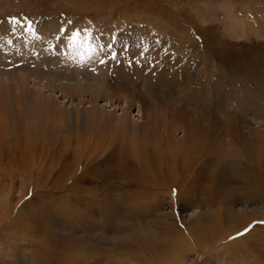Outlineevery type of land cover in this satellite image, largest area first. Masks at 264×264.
Segmentation results:
<instances>
[{
	"label": "rangeland",
	"instance_id": "obj_1",
	"mask_svg": "<svg viewBox=\"0 0 264 264\" xmlns=\"http://www.w3.org/2000/svg\"><path fill=\"white\" fill-rule=\"evenodd\" d=\"M263 26L264 0H0V264H264Z\"/></svg>",
	"mask_w": 264,
	"mask_h": 264
},
{
	"label": "snow or ice",
	"instance_id": "obj_2",
	"mask_svg": "<svg viewBox=\"0 0 264 264\" xmlns=\"http://www.w3.org/2000/svg\"><path fill=\"white\" fill-rule=\"evenodd\" d=\"M18 22V21H16ZM27 29L29 31H31V25H30V22L29 24L27 25ZM88 37L87 35H84L82 36L81 33L79 31H75L72 33L71 36L68 37V43L71 47H77V46H80V47H83L85 42L87 41ZM176 195V191L173 190V196ZM248 229H245V232H247ZM238 235H243V233H239Z\"/></svg>",
	"mask_w": 264,
	"mask_h": 264
},
{
	"label": "bare ground",
	"instance_id": "obj_3",
	"mask_svg": "<svg viewBox=\"0 0 264 264\" xmlns=\"http://www.w3.org/2000/svg\"><path fill=\"white\" fill-rule=\"evenodd\" d=\"M242 29H244V28H242ZM262 31H263V33H264V26L262 27V30L258 31L257 33H261ZM3 87L7 88V86H3ZM5 88H4V91H5ZM43 88H44V87H43ZM5 92H6V91H5ZM5 94H6V93H5ZM1 102H3V101H1ZM2 125H3V126H2ZM0 126H2L1 129L4 128V129L6 130V129L8 128L7 119H2V121H0ZM198 129H199V128H198ZM198 129H197V130H198ZM199 130H200V129H199ZM192 131H194V130H192ZM196 132H198V131H195V133H196ZM199 133H200V132H199ZM196 135H197V134H196ZM197 136H198V135H197ZM247 178H248V177H246L245 179H247ZM256 178H264V176H259V175L255 174L254 177H251V179H256ZM249 179H250V178H248L247 181H249ZM222 230H223V229H222ZM211 232H212V231H211ZM236 232H237V231H236ZM238 232H239V231H238ZM228 233H229V232H228ZM233 233H234V232H233ZM196 234H197V233H196ZM211 234H212V233H211ZM231 234H232V233H231ZM231 234L229 233L228 236L231 235ZM206 235H207V234H206ZM206 235H205V233H204L203 236H198V237H196V239H198V238H203V237L206 236ZM193 237H194V236H193ZM206 237H208V236H206ZM223 237H224V236H223ZM226 237H227V235H226ZM208 238H209V237H208ZM211 238L216 240V239L218 238V232H213V234L211 235ZM186 246H187V245H186ZM183 247H184V246H183ZM180 255H181V254H180ZM178 257H179V256H178ZM198 258L200 259V258H202V257H198ZM197 260H198V259H197ZM198 261H199V260H198ZM200 262H201V261H200ZM156 263H157V262H156ZM156 263H155V264H156ZM192 263H193V262H192ZM192 263H191V264H192ZM161 264H171V263L163 262V263H161ZM197 264H198V263H197Z\"/></svg>",
	"mask_w": 264,
	"mask_h": 264
}]
</instances>
